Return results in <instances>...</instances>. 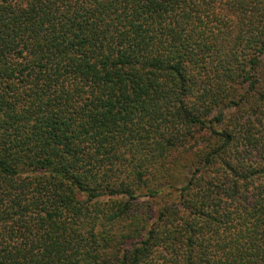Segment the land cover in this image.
<instances>
[{
  "label": "trees",
  "instance_id": "1",
  "mask_svg": "<svg viewBox=\"0 0 264 264\" xmlns=\"http://www.w3.org/2000/svg\"><path fill=\"white\" fill-rule=\"evenodd\" d=\"M0 264H264V0H0Z\"/></svg>",
  "mask_w": 264,
  "mask_h": 264
},
{
  "label": "rangeland",
  "instance_id": "2",
  "mask_svg": "<svg viewBox=\"0 0 264 264\" xmlns=\"http://www.w3.org/2000/svg\"><path fill=\"white\" fill-rule=\"evenodd\" d=\"M234 117H235V116H234ZM233 119H234L233 116H228V120H229L230 122H234ZM234 120H235V119H234ZM235 122H236V120H235Z\"/></svg>",
  "mask_w": 264,
  "mask_h": 264
}]
</instances>
